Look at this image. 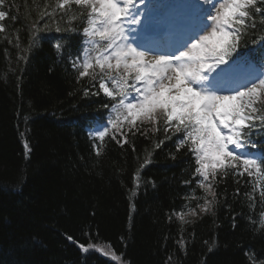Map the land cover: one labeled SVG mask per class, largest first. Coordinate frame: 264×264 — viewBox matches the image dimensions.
<instances>
[{
	"label": "trees",
	"instance_id": "trees-1",
	"mask_svg": "<svg viewBox=\"0 0 264 264\" xmlns=\"http://www.w3.org/2000/svg\"><path fill=\"white\" fill-rule=\"evenodd\" d=\"M55 4L1 6L8 15L0 32V264H114L80 244L105 246L126 264L264 260V168L259 178L218 175L213 210L200 213L206 194L196 158L179 146L183 133H165L162 121L158 133L151 125L127 131V143L108 140L95 154L85 127L109 102L73 67L84 25L77 7L46 17V27L39 19ZM263 40L256 14L238 51ZM256 139L264 149V131ZM191 209L199 215L184 223L178 214Z\"/></svg>",
	"mask_w": 264,
	"mask_h": 264
},
{
	"label": "snow or ice",
	"instance_id": "snow-or-ice-1",
	"mask_svg": "<svg viewBox=\"0 0 264 264\" xmlns=\"http://www.w3.org/2000/svg\"><path fill=\"white\" fill-rule=\"evenodd\" d=\"M5 2L0 0V6ZM204 2L209 7L201 6L172 40L163 39L165 29L154 22L151 10H142L141 5L147 8L144 0H56L51 12L45 5L39 19L46 27L47 19L57 14L62 19L73 5L77 7L84 17L82 33L88 47L78 50L73 67L110 101L104 105L110 109V127L101 125L94 135L102 142L110 134L113 139L119 134L127 143L125 129L139 131L151 125L152 131H159L161 121L166 133H183L179 146L187 144L196 156L199 187L206 194L200 210L210 212L218 175L223 178L231 171L251 178L264 168V149L259 156L238 151L256 148L254 130L264 131V73L240 83L234 68L238 61L233 60L241 39L255 29L256 14L264 17V0ZM7 15L0 11V21ZM4 30L0 23V32ZM24 146L28 149L27 142ZM260 197L264 200V191ZM188 215L197 213L192 210ZM178 216L190 222L185 213ZM79 247L85 253L96 248ZM98 250L109 255L103 248Z\"/></svg>",
	"mask_w": 264,
	"mask_h": 264
},
{
	"label": "bare ground",
	"instance_id": "bare-ground-1",
	"mask_svg": "<svg viewBox=\"0 0 264 264\" xmlns=\"http://www.w3.org/2000/svg\"><path fill=\"white\" fill-rule=\"evenodd\" d=\"M170 27H171L170 32L167 35L163 36V39L165 40L175 39L185 26H180L176 24L175 22H173V20H171ZM247 79H251V77L244 78L245 81H247ZM91 254H93L91 251H88L87 253H85V255H91Z\"/></svg>",
	"mask_w": 264,
	"mask_h": 264
},
{
	"label": "rangeland",
	"instance_id": "rangeland-1",
	"mask_svg": "<svg viewBox=\"0 0 264 264\" xmlns=\"http://www.w3.org/2000/svg\"><path fill=\"white\" fill-rule=\"evenodd\" d=\"M144 3H146L145 1H144ZM143 6V5H142ZM237 67V66H236ZM235 68V67H234ZM244 74V73H243ZM259 75H261V73H258ZM259 155V154H258ZM257 155V156H258ZM192 217H195V215H191ZM98 253H100L99 255L101 256V257H103V258H106L107 260H109L110 262H112V263H114V264H125L124 262H123V260H122V258L121 257H118V256H116V255H114L112 252V255L113 256H116V257H118V259H113V256L112 255H107V256H105L102 252H100L99 250H98V248H94Z\"/></svg>",
	"mask_w": 264,
	"mask_h": 264
}]
</instances>
